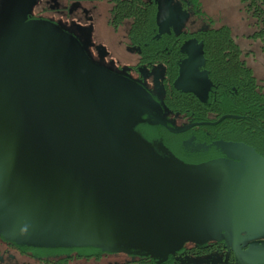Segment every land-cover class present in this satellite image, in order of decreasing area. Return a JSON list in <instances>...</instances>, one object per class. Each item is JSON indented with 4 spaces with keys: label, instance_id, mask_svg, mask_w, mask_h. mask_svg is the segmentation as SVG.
<instances>
[{
    "label": "water",
    "instance_id": "obj_1",
    "mask_svg": "<svg viewBox=\"0 0 264 264\" xmlns=\"http://www.w3.org/2000/svg\"><path fill=\"white\" fill-rule=\"evenodd\" d=\"M36 3L0 0V235L141 247L166 260L188 241L261 234L264 158L254 149L229 143L230 158L189 165L136 130L241 116L169 126L142 86L66 29L31 19Z\"/></svg>",
    "mask_w": 264,
    "mask_h": 264
},
{
    "label": "flooded vegetation",
    "instance_id": "obj_2",
    "mask_svg": "<svg viewBox=\"0 0 264 264\" xmlns=\"http://www.w3.org/2000/svg\"><path fill=\"white\" fill-rule=\"evenodd\" d=\"M146 1L156 14L154 38L166 40L167 46L165 50H161L155 49V43H151L153 48L151 45L143 48L141 44H132L128 39L129 27L126 23L124 25L127 28V50L134 57V62L127 64L113 61L111 56L102 55L94 45L92 49L90 47L92 51L85 46L84 37L80 34L82 26L71 20V15L82 7L78 0H37L29 17L50 21L66 29L78 37L95 62L142 86L151 94L153 105L162 112L169 126L182 127L191 123L218 121L220 118L215 121L185 123L186 118L182 114L195 110L196 106L193 109L192 103H196V100L200 104H208L207 109L216 108L215 98L224 86L227 87L219 79L221 76L219 77L218 72L221 71L222 60L218 57L220 51L216 49L217 42L208 41L212 39L213 28L202 21L196 26V19L192 25L187 22L192 14L200 15L201 0ZM103 58L107 64L101 63ZM245 60L247 62V57ZM195 82H198V85ZM204 125L212 124L195 125L178 133L170 131L160 123L141 122L136 125V130L159 154L189 165L230 158L224 150L225 144L231 143L235 152L241 149L238 144L243 143L240 141L211 140L209 133L207 135L197 128ZM260 229L262 231L259 234H264V227ZM252 236L243 232L231 239L229 234L223 233L220 238L203 242L188 241L166 260H161L159 256L141 247L24 244L0 237L4 246L0 252V264H264L255 262L253 256L246 251L238 250V247L248 248L251 242L246 239ZM85 246L92 249H80ZM43 248L50 249L49 255L40 253Z\"/></svg>",
    "mask_w": 264,
    "mask_h": 264
},
{
    "label": "trees",
    "instance_id": "obj_3",
    "mask_svg": "<svg viewBox=\"0 0 264 264\" xmlns=\"http://www.w3.org/2000/svg\"><path fill=\"white\" fill-rule=\"evenodd\" d=\"M238 1L248 20H252L251 25L257 28L253 33L254 38L264 40V0ZM108 3L110 26L117 30L128 23V39L132 44H141L143 48L151 45L153 48L152 44L155 43V49L165 50L166 40L154 38L156 14L146 0H109ZM207 24L213 28L212 39L208 41L217 42L216 49L220 51L218 57L222 60L219 79L227 87L224 86L215 98L216 108L207 109L208 104H200L198 100L192 103L193 109L196 106L195 110L182 112L185 123L215 121L226 114L239 115L240 118H226L217 125L197 128L207 135L209 133L211 140L240 141L264 158V86L256 78L252 67L247 65L231 27L226 23L217 24L213 18ZM0 237L6 239L2 235Z\"/></svg>",
    "mask_w": 264,
    "mask_h": 264
},
{
    "label": "rangeland",
    "instance_id": "obj_4",
    "mask_svg": "<svg viewBox=\"0 0 264 264\" xmlns=\"http://www.w3.org/2000/svg\"><path fill=\"white\" fill-rule=\"evenodd\" d=\"M78 1L82 7H79L71 15V20L73 19L74 23L82 26L80 34L84 37L83 42L85 46L89 49L91 47L92 49V45H94L102 55L111 56L113 61H121L124 64L134 62V57L131 56L130 51L127 50L128 39L126 25L115 30L109 24L110 7L108 1ZM201 2L202 8H200V15L194 16L192 14L187 22H191L192 25L194 19H196L198 22H195V25L198 26L200 21L207 24L210 19L213 18L217 24H228L243 50L244 58L247 57V62L249 66L252 67L256 78L264 86V40L254 38L253 33L257 28L251 25L252 20H248L239 1L201 0ZM175 3L176 2L173 4L176 5ZM91 49L90 51H92ZM101 63H106L105 58L101 59ZM247 240L251 242L249 247L246 249L238 247V250L246 251L249 255L253 256L255 262H264V234L254 235L247 238L246 241ZM3 249L4 246L0 242V252H2ZM80 249L83 251H90L92 248L90 246H85ZM49 251L50 249L43 248L40 253L49 255ZM246 252H241V254H246Z\"/></svg>",
    "mask_w": 264,
    "mask_h": 264
}]
</instances>
